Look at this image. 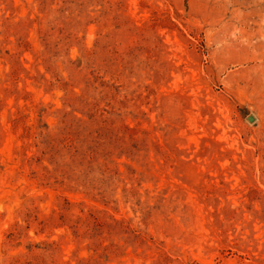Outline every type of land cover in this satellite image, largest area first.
<instances>
[{
    "label": "rangeland",
    "instance_id": "obj_1",
    "mask_svg": "<svg viewBox=\"0 0 264 264\" xmlns=\"http://www.w3.org/2000/svg\"><path fill=\"white\" fill-rule=\"evenodd\" d=\"M0 264H264V0H0Z\"/></svg>",
    "mask_w": 264,
    "mask_h": 264
},
{
    "label": "water",
    "instance_id": "obj_2",
    "mask_svg": "<svg viewBox=\"0 0 264 264\" xmlns=\"http://www.w3.org/2000/svg\"><path fill=\"white\" fill-rule=\"evenodd\" d=\"M247 119H248V120H252V117H251V116H248Z\"/></svg>",
    "mask_w": 264,
    "mask_h": 264
}]
</instances>
